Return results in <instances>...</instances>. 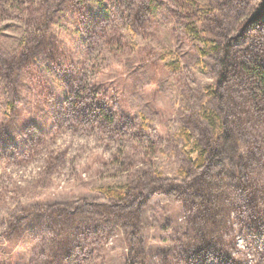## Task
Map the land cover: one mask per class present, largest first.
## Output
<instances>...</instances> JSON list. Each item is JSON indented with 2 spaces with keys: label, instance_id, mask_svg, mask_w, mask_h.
<instances>
[{
  "label": "rangeland",
  "instance_id": "1",
  "mask_svg": "<svg viewBox=\"0 0 264 264\" xmlns=\"http://www.w3.org/2000/svg\"><path fill=\"white\" fill-rule=\"evenodd\" d=\"M18 1L15 19L0 23V264H264L262 128L253 123L240 135L255 152L247 162L238 164L230 143L207 170L192 167L180 136L186 128L209 146L200 112L219 71L217 58L202 57V43L186 32L192 7L182 0H97L102 6L93 10L81 0ZM214 2L218 28L231 37L237 23L259 25L264 46V0ZM97 11L102 25L89 17ZM50 13L47 40L16 59ZM18 60L26 63L13 78L8 68ZM68 83L77 97L108 106L117 126L97 129L68 115L53 128L50 113ZM222 96L209 105L225 121L236 95L225 89ZM197 178L209 190L206 205ZM109 187H124L123 197L111 200ZM253 189L263 211L257 221L246 203Z\"/></svg>",
  "mask_w": 264,
  "mask_h": 264
},
{
  "label": "trees",
  "instance_id": "2",
  "mask_svg": "<svg viewBox=\"0 0 264 264\" xmlns=\"http://www.w3.org/2000/svg\"><path fill=\"white\" fill-rule=\"evenodd\" d=\"M182 1L193 9V13L188 17L189 23L186 27L189 38L193 42L202 43L203 46L197 48L199 54L202 57L214 55L217 58L216 61L219 67L215 83L205 87L206 100L200 112L202 119L205 120L204 123L212 132V140L209 146L204 147L198 141H193V136L190 131L183 128L180 132V136L184 139L185 149H187L185 151H187L189 155L188 157L190 158L193 168L198 170L205 168V170H207V163H212L216 157V152L224 150L231 143L234 146L235 158L238 164L239 162L240 164H244L254 152L252 146L249 149L242 145L243 142L240 135L243 136V134L247 132L246 127L249 125L251 128V124H256L258 127L262 128V136L264 138V46L262 45L263 38L261 37V26H251V29L243 30L240 26H237V23V27L235 26L229 30L232 32V36L229 37L230 33L227 32V27L222 26L220 29L216 26V22H218V19L222 18V16L214 0ZM79 3H86L88 6L92 4L91 9L93 10V6L96 7L98 4L102 6L103 2L97 0H88L84 2L81 0ZM152 5L153 4L149 5L148 8L154 11L155 8L153 7L154 5ZM21 7L22 5L19 6L18 0H0V23L14 20L15 18H13L12 15L13 12H19V10L22 9ZM100 12L101 11H97L95 15L90 13L89 17H91L92 23L97 25L102 22L101 25L103 24L104 21L100 22ZM7 13L8 15H6ZM38 22L39 24H37ZM50 22L51 13L44 17V21L41 22V24L40 20H37L35 25L38 26L27 36L25 45L22 48L24 52L21 51L23 52L21 55L20 52L16 53V59L19 56L29 57L30 52L33 53L40 43L47 40ZM82 27L83 26L78 28L77 34H82V38L86 40L85 33H87V31L85 30L88 28H86V26H84V28ZM36 34L40 39L34 37ZM22 62L26 63V61L18 60L17 64L15 63L8 68L13 78H19L21 76ZM48 69L50 70V66ZM3 71H6V68L0 66V72ZM65 77H67L66 80L70 78L66 75ZM63 85L64 96L59 100V105L56 109L50 113L52 116L53 128H57L60 126L61 122L66 121L65 117L68 115L71 116L76 123H84L97 129L104 127V125L111 127L117 126L115 122L116 117L113 116L108 106L94 99L87 100V98H79L75 94L74 86L71 87L70 83ZM225 89L234 90L236 98L234 101V112L231 116L232 119L226 117V120L223 121L212 107H210L209 101L222 100V94ZM41 134L43 135L44 133L42 132ZM29 147L30 146L27 144L26 147L20 148L19 146L18 152L26 154V151L30 149ZM1 153L2 147L0 148V154ZM201 179L197 178L194 181L197 183L199 192H203L201 194L202 204L206 205V201L210 200V193L205 183L202 184L200 182ZM240 182L245 183L242 179H240ZM249 186H251V182H249ZM104 191L111 200L115 201V199H121L123 197L125 189L124 187H109ZM246 195L248 197L246 203H253L251 211L249 209L250 217L253 221H257L260 219L263 211L257 203L258 197L256 189H253L252 193L251 190L246 192Z\"/></svg>",
  "mask_w": 264,
  "mask_h": 264
}]
</instances>
